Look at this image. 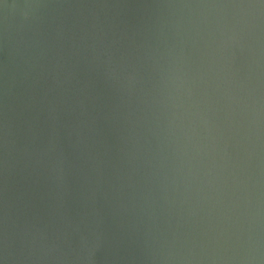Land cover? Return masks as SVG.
<instances>
[{"label": "water", "instance_id": "obj_1", "mask_svg": "<svg viewBox=\"0 0 264 264\" xmlns=\"http://www.w3.org/2000/svg\"><path fill=\"white\" fill-rule=\"evenodd\" d=\"M0 264H264V0H0Z\"/></svg>", "mask_w": 264, "mask_h": 264}]
</instances>
